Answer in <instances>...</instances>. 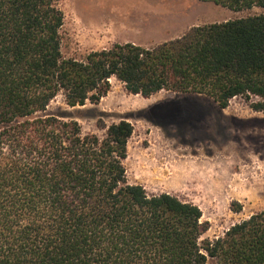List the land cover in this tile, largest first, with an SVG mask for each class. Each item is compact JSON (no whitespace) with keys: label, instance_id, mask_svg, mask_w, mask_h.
<instances>
[{"label":"trees","instance_id":"16d2710c","mask_svg":"<svg viewBox=\"0 0 264 264\" xmlns=\"http://www.w3.org/2000/svg\"><path fill=\"white\" fill-rule=\"evenodd\" d=\"M58 1L0 0V264H264V208L201 239L197 205L127 182L129 121L99 136L44 113L59 93L70 107L96 103L111 77L142 97L201 94L221 109L254 97L250 108L264 111V13L68 56Z\"/></svg>","mask_w":264,"mask_h":264},{"label":"rangeland","instance_id":"374dc122","mask_svg":"<svg viewBox=\"0 0 264 264\" xmlns=\"http://www.w3.org/2000/svg\"><path fill=\"white\" fill-rule=\"evenodd\" d=\"M57 6L68 56L113 43L152 47L195 25L264 13L261 7L233 11L201 0H59ZM109 82L96 103L70 107L59 93L44 113L76 120L84 134L99 136L109 124L129 121L127 182L148 195L166 192L197 205L201 221L208 222L201 239L222 237L264 208V111L250 108L254 97H234L221 109L201 94L161 90L142 97L115 77Z\"/></svg>","mask_w":264,"mask_h":264},{"label":"bare ground","instance_id":"6f19581e","mask_svg":"<svg viewBox=\"0 0 264 264\" xmlns=\"http://www.w3.org/2000/svg\"><path fill=\"white\" fill-rule=\"evenodd\" d=\"M155 97V96H154Z\"/></svg>","mask_w":264,"mask_h":264}]
</instances>
